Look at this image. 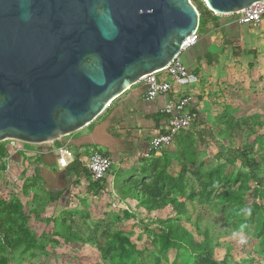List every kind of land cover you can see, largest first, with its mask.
Segmentation results:
<instances>
[{"label":"rangeland","instance_id":"rangeland-1","mask_svg":"<svg viewBox=\"0 0 264 264\" xmlns=\"http://www.w3.org/2000/svg\"><path fill=\"white\" fill-rule=\"evenodd\" d=\"M191 2L201 15L206 13L201 0ZM252 65L255 62L248 67ZM250 71H243L237 82L230 80V88L221 90L207 114L200 113L199 124L176 135L165 152L149 162L114 165L102 183L92 179L85 161L79 179L65 175L64 188H48L41 178L19 172L33 170L35 162L28 159L37 155L29 152L12 171L23 191L0 169L4 209L9 202L17 203L44 229L38 245L16 249L4 243L13 233H0V264H7L3 259L11 260L8 264H264V199L255 192L264 189V180L258 184L252 177L264 179V162L252 169L240 154L250 150L252 156L264 158V70ZM203 129L213 133L207 142L199 136ZM3 145L37 149L13 141ZM53 145L58 148L56 141ZM91 151L86 150L85 160ZM125 181L147 191L161 190L177 208L141 207L126 187L122 193ZM49 191L63 195L53 202ZM11 222L0 207V227ZM169 225L174 227L172 236ZM183 231L189 244L174 237Z\"/></svg>","mask_w":264,"mask_h":264},{"label":"water","instance_id":"water-1","mask_svg":"<svg viewBox=\"0 0 264 264\" xmlns=\"http://www.w3.org/2000/svg\"><path fill=\"white\" fill-rule=\"evenodd\" d=\"M201 1L224 16L264 2ZM199 17L191 0H0V143L37 146L40 178L64 188L48 144L166 68Z\"/></svg>","mask_w":264,"mask_h":264},{"label":"crops","instance_id":"crops-1","mask_svg":"<svg viewBox=\"0 0 264 264\" xmlns=\"http://www.w3.org/2000/svg\"><path fill=\"white\" fill-rule=\"evenodd\" d=\"M213 16L205 14L208 23L199 33V42L192 51L188 49L180 55L188 69L187 79L179 82L164 76L171 90L166 96L151 101L145 99L147 87L141 81L116 98L93 123L68 138L56 141L57 144L70 147L75 158L83 155L81 161L84 162L87 149L91 152L105 150L116 167L139 159L145 161L149 158V142L165 127L163 108L168 100L188 98L187 109L207 114L208 105L219 100L214 99L221 96V90L230 88V80L237 82L238 76L250 68V72L264 70V17L253 26L238 24L234 16H215L218 17L217 22L212 20ZM252 62L255 65L248 67ZM36 158L38 156L28 160L34 162ZM59 171L63 173V185H66L65 169ZM35 226L30 224L31 228ZM7 227V224L0 227V233ZM3 260L7 264L11 262Z\"/></svg>","mask_w":264,"mask_h":264},{"label":"built area","instance_id":"built-area-1","mask_svg":"<svg viewBox=\"0 0 264 264\" xmlns=\"http://www.w3.org/2000/svg\"><path fill=\"white\" fill-rule=\"evenodd\" d=\"M215 16H224L217 15ZM234 16L236 22L240 25H253L256 26L264 17V2H258L250 7L240 11L239 13L229 15ZM200 40L199 28L191 35L189 39H185L182 42V50L186 51L194 47ZM181 53L173 58L166 68L149 74L143 78V82L146 84L147 90L145 99L148 101L154 100L158 97L166 96L171 90L170 84L165 81L164 76H168L175 81H183L188 78L189 73L187 67L180 59ZM189 104L188 98L181 100H168L163 108V113L166 117L165 127L162 133L155 136L148 144L147 153L154 152L161 154L171 144L172 139L180 132L185 131L193 127L198 121V114L192 109H187ZM16 142V141H13ZM55 141L48 144L51 152L56 156V168L59 170L66 169L75 159L74 151L60 143L56 148L53 144ZM14 148L15 146L12 145ZM56 148V149H55ZM27 152L33 155H40L39 148L34 151H28L24 148H16L10 150L9 154L3 158H0V169L3 173L11 175L14 181L18 178L12 173L14 167L19 165L21 159L25 157ZM86 161V168L90 173L94 181H102L110 171L113 161L110 158L103 156L98 151H93L88 155ZM21 172L20 169H18ZM12 185L11 181L8 184Z\"/></svg>","mask_w":264,"mask_h":264},{"label":"trees","instance_id":"trees-1","mask_svg":"<svg viewBox=\"0 0 264 264\" xmlns=\"http://www.w3.org/2000/svg\"><path fill=\"white\" fill-rule=\"evenodd\" d=\"M205 9H206L205 14L213 16V13L210 12L206 6H205ZM198 12H199V10H198ZM199 14H200V12H199ZM205 14H202V15L200 14L199 27L201 25L205 26L208 23L205 20ZM212 20H215L217 22L218 17L213 16ZM192 110L198 114L197 109H192ZM199 121H200V114H198V121L196 123L197 125L199 124ZM229 126L231 127V125H229ZM182 132H184V131H182ZM182 132H180V133H182ZM199 136L203 142H207L208 140L213 138V133L211 132L210 129H203L202 131L199 132ZM6 142H9V141H6ZM6 142L0 143V157H5L10 152L11 145H9L7 147H4V145H3V143H6ZM96 151L101 153L103 156L110 158V155L105 150L97 149ZM163 152H165V150ZM250 152H251L250 150L249 151L246 150L245 152H241L240 154L242 155L244 161L248 164L249 168L253 169L260 162H264V158L259 157L257 155L252 156V154ZM155 156H156V153H154V152L148 153V157H149L148 159H150V160L152 158H154ZM82 157H83V155H82ZM82 157H81V155H80V157L77 156L74 159V161L65 169V173L68 177H70L71 175H74L77 179H79L78 177H81L80 172H82L84 170L83 168H84V164H85L84 161H81ZM145 161L149 162L148 160H145ZM34 162H35L33 165L34 168L31 172H28L27 168H25V169H23V171L21 173L24 172L26 178H30L32 176H35L37 180L41 181L40 176H39V171H38V165L40 163V159L36 158ZM113 167H114V163L112 164L110 171L112 170ZM34 171H36L35 174H34ZM110 171L108 173H110ZM26 172L28 173V175ZM252 177L255 180H257L258 184H261L264 180L260 177L257 178V176H255L254 174L252 175ZM7 181H8V179H7ZM103 181L104 180L95 181V182H96V184H98V183H102ZM209 181L212 182V179L210 178ZM125 182L123 184H126V186L125 185L121 186V191H122V187H126L128 190H130V193H128V194L134 200V202L136 204H139L141 207L143 206V207L147 208V210H153V211H160V210L166 209L167 207H171L172 210H174V208H177V204L174 201L167 199V197H165L163 195V192L161 190L155 188L154 191H147L144 186H143V188L142 187L137 188L136 185L132 184L131 181L129 183H127V182L125 183ZM9 183L10 182H8L7 184H9ZM22 184L23 183H20V182L18 183V181L13 182V186L15 185L17 187V189L20 191H23V189H24V186ZM255 192L258 195L260 194L261 198L264 199V189H262L261 191L255 190ZM48 193H49L51 199L53 200V202H58L59 199L63 195V192L52 193L49 191ZM122 193H124V192L122 191ZM4 203H5L4 200L1 199L0 200V207H3V211L5 213L6 218L10 221L14 220V222H11L12 225L11 224L8 225L9 227H7L6 231L3 232L6 235L7 234L11 235V233H13V237L11 238L12 240L5 241L4 243L6 245H8L10 247V249H16V248L20 247L19 245H22V244H27L31 247L38 245L40 238L44 234L43 233L44 232L43 227L41 225L37 226L36 223H34V225H36V226L34 228H31L30 224L33 223V220H31V218L28 215L29 210H22V208L17 203H12V202H9V204H7L8 207L6 209H4V206H2ZM263 203H264V201H263ZM5 206H6V203H5ZM261 207H263L262 223L264 226V204ZM177 210L178 209H176V211ZM63 229L65 230V232H69V230H70L64 224H63ZM168 232L172 236V234L174 232V227L169 225L168 226ZM69 234H71V233L69 232ZM185 235H187V232L183 231V233L181 235H177L174 237L181 239L186 244H189L190 242L187 239V237L185 238ZM200 249L201 248L198 246L196 250H200Z\"/></svg>","mask_w":264,"mask_h":264},{"label":"flooded vegetation","instance_id":"flooded-vegetation-1","mask_svg":"<svg viewBox=\"0 0 264 264\" xmlns=\"http://www.w3.org/2000/svg\"><path fill=\"white\" fill-rule=\"evenodd\" d=\"M38 156V158L40 159V163H39V165L41 164V156L40 155H37ZM48 162L49 163H53L54 162V159L53 158H49L48 159ZM54 170H56V167L54 168Z\"/></svg>","mask_w":264,"mask_h":264}]
</instances>
